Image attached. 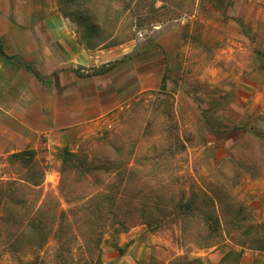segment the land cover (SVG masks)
<instances>
[{
    "label": "rangeland",
    "instance_id": "374dc122",
    "mask_svg": "<svg viewBox=\"0 0 264 264\" xmlns=\"http://www.w3.org/2000/svg\"><path fill=\"white\" fill-rule=\"evenodd\" d=\"M247 1L40 0V12L17 9L18 33L0 35L12 52L0 67V85L12 88L0 92V132L12 146L0 154V264H87L97 250L109 264H264V0ZM64 40L105 63L62 74L53 57ZM74 76L108 88L121 80L118 104L96 117L83 105L68 125L60 92ZM123 122L120 143L92 148L106 172L62 178L64 148L78 152ZM26 149L44 175L14 193L7 182L17 173L4 159ZM97 190L106 195L90 197Z\"/></svg>",
    "mask_w": 264,
    "mask_h": 264
},
{
    "label": "crops",
    "instance_id": "0c3cea01",
    "mask_svg": "<svg viewBox=\"0 0 264 264\" xmlns=\"http://www.w3.org/2000/svg\"><path fill=\"white\" fill-rule=\"evenodd\" d=\"M238 1L243 2V0H238ZM259 1L261 3L263 2V0H259ZM8 4L10 7L8 6L6 10H2V8H0V17L4 18L5 20H7V23H9V26L0 30V35H14L18 33L19 27H15V25L11 26L10 19H12V16H14V13L17 11L19 7L35 6L36 10H39V12L42 9L41 8L42 3L40 2V0H8ZM252 17H256V16L252 15ZM32 18H34V16H30V19ZM26 29H28L29 32L31 31V28L27 27ZM61 33H62V37L63 35L66 34L63 30ZM2 51L7 56L12 55V52L5 49L4 46H2ZM120 54L121 53L118 54L114 52V56L116 58H118ZM5 55L3 56L2 54H0V67H2V65L4 64ZM53 62H54L53 66L55 68L60 67L62 74H64V72H66V70L70 66L92 65V67H94L98 64L105 63V61L100 62L99 59L98 61H95V51H91V49H87V50H82V52L79 53L76 45L66 44L65 40L62 42L60 46L58 45L56 54L53 57ZM1 70L6 75L5 82L6 83L12 82L13 73L9 74L7 72L8 71L7 68H1ZM93 78L94 77L79 79L76 76H74V79L72 81H74L75 79H78L80 81L76 82V84L71 87L61 89L62 93L60 92V95L61 97H63V99H66L65 100L66 105L64 106L66 108H64V113H66V120H67L68 125L74 124L79 119V115L83 113L80 111V108L83 105L93 106L95 109L93 114H94V117H96L97 115L104 113L106 110L118 104L120 97L122 96L119 91L120 90L119 88L121 86V80L116 82L115 85H113L112 87L108 88L106 85L101 84V83L95 84L94 81L92 82ZM161 79L157 78L156 86L159 85ZM2 82L3 80L0 79V83ZM26 82H27L26 85L29 86L30 78H27ZM138 85H140V87H143V84L140 81L138 82ZM146 89H149V88H146ZM0 92L2 93V97H4L5 94L12 92V88H10L7 85H0ZM95 93L98 95H96ZM0 115L3 116L6 114L3 112H0ZM4 117L5 119H7L6 116ZM4 137L5 135L2 132H0V154L3 153L5 150H9V148L12 147L11 145H9V143L6 142Z\"/></svg>",
    "mask_w": 264,
    "mask_h": 264
},
{
    "label": "trees",
    "instance_id": "16d2710c",
    "mask_svg": "<svg viewBox=\"0 0 264 264\" xmlns=\"http://www.w3.org/2000/svg\"><path fill=\"white\" fill-rule=\"evenodd\" d=\"M60 1L70 2L71 0H60ZM0 54H3L1 48H0ZM76 74L80 76L78 72H76ZM161 83H163V80L161 81ZM124 122L122 123V125H119L115 129L113 135L109 131H103L95 136L90 137L84 142V145H82L79 148L78 152H70L66 148H64L63 154L61 156L62 166L60 170L62 174V178L65 176V174L69 173L70 170H73L75 173H80L84 175V179L95 176L94 174L98 172H103V173L106 172L105 168L102 166V163L96 162V160H94L95 158L92 157V148L96 145L108 143L110 142V139L115 140V142H113V145L114 143L116 144L120 143L121 135L125 132V128L123 125ZM111 136H114V138H111ZM4 160L17 173L16 178H11V180L7 182L9 183V188L12 189L14 193L17 191V189L20 188L27 189V187H29L35 189L41 183L42 177L44 175V168L37 160L36 154L33 150L26 149V150L10 153L5 157ZM105 163L108 164L110 162H105ZM115 166H118V164H115ZM2 185L3 182L0 181V188H2ZM101 192H102L101 190L99 191L97 190L90 197L92 196L95 197L98 194H101ZM102 193L106 195V192H102ZM49 198L55 199V195L50 193ZM11 200H14L13 196L11 197ZM70 212L73 213L74 209L72 208ZM59 216L62 219H66V215L63 210H59L58 217ZM86 249L87 252H89L88 254H91V249L89 247ZM16 264H37V262L33 261V259L25 260V261L19 259L16 261ZM87 264H109V263L101 262L99 251L97 250V254L95 255V257H92L90 260H88Z\"/></svg>",
    "mask_w": 264,
    "mask_h": 264
}]
</instances>
